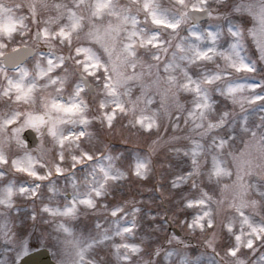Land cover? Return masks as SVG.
<instances>
[{
	"label": "clouds",
	"instance_id": "obj_1",
	"mask_svg": "<svg viewBox=\"0 0 264 264\" xmlns=\"http://www.w3.org/2000/svg\"><path fill=\"white\" fill-rule=\"evenodd\" d=\"M249 5L264 6V0H0V45L6 46L2 49L4 56L13 49L26 54L21 57L19 53L15 65L0 57V150L9 160L30 153L47 165H35L42 176L52 170L47 179L38 180L16 171L10 164H0V200L4 201L0 203L2 264H36L33 253L41 250L49 259L39 260L40 264H86L88 260L96 264H181L185 258L192 264H236L229 255L232 247L239 251L236 260L242 264H264V240L257 239L249 249L246 242L252 237L248 225L227 204L224 209L217 206V200L226 198L224 185L236 181L237 161L251 140L244 131L245 118L258 138L264 134V104L233 105L215 90L223 89L229 82L250 83L247 74L235 71L224 55L232 54L230 45L237 39L229 31L231 25L233 30L238 27L242 32L241 54L258 58L253 56L256 48L249 33L259 20L256 13L248 10ZM72 13L81 19L78 31L69 26ZM170 24L178 26L170 28ZM59 27L71 32L70 44L56 34ZM44 28L49 32L47 39L38 35ZM209 33L216 34L215 42ZM157 43L159 47L155 46ZM126 44L134 45L137 53L123 68L132 79L126 86H117L118 95L112 96L103 87L104 78L112 75L115 81L112 62L128 59ZM177 45H182L183 51ZM78 47L91 52L77 54ZM209 47L215 49L211 58L200 59L196 50ZM89 55L107 66L108 72L101 67L90 69L97 73L90 75L85 70V64L92 63ZM49 58L56 62L54 70L41 77V69L48 71ZM169 64L175 68L177 85L166 93L170 73L165 69ZM260 66L264 68V62ZM185 71L192 81H202L217 72L223 74L221 80L204 85L211 90V110H198L201 97L179 86L186 79ZM141 72L143 80L136 78ZM10 79L24 89L34 85L33 98L17 102L15 91L5 94ZM57 79L59 82L53 84L52 80ZM157 80L159 88L148 87ZM77 89H82L79 95H75ZM243 94L247 95V88ZM52 100L64 105L79 104L83 111L52 110ZM114 101L122 103L124 110H117L109 123L105 113L111 114ZM101 102L104 108L100 107ZM224 112L228 115L224 116ZM27 113L62 120L58 133L83 131L85 135L67 141L61 148L48 134V124L39 132L23 126ZM13 116L15 122L5 124ZM83 116L86 124L81 123ZM221 119L222 124L207 127L210 120ZM16 128H22L19 136L23 145L15 139ZM220 141H224L223 147ZM193 149L198 151L194 153ZM61 151L64 171L57 175L54 165L61 163ZM85 152L92 159H80L73 166L72 157ZM138 164L145 165L139 169V176L135 174ZM217 164L231 175L217 177ZM102 168L113 175L119 169L124 175L109 181L94 210L85 208L79 202L93 186L104 181ZM190 171L195 174L189 176ZM181 176L184 179H178ZM244 183L251 185L249 196L260 201L258 208L247 210L249 218L259 224L264 220V173L253 170L244 177ZM133 184L141 188L140 195L147 192V198L121 202L118 196ZM9 185L14 189L11 197L6 191ZM20 187L28 191L21 193ZM201 199L207 202L197 203ZM117 204L129 209L125 215H131L133 205L140 212L135 231L115 235L112 243L135 245L138 251L121 247L117 252L105 247L103 252L89 249L82 257L80 251L95 235L96 222L111 227L115 220L104 206ZM69 206L79 210L75 215H62ZM207 210L212 212L214 226L206 225L201 230L193 222ZM62 224L69 230L64 231ZM227 224L232 225L230 230ZM238 235L242 236L239 242L235 239Z\"/></svg>",
	"mask_w": 264,
	"mask_h": 264
},
{
	"label": "snow or ice",
	"instance_id": "obj_2",
	"mask_svg": "<svg viewBox=\"0 0 264 264\" xmlns=\"http://www.w3.org/2000/svg\"><path fill=\"white\" fill-rule=\"evenodd\" d=\"M35 8V6H33ZM249 11H253L256 13L259 24L256 28L250 30V36L252 37V40L255 44L256 52L253 53L254 57H258L256 59H249L246 58L244 55L240 52V47L242 43V32L237 27L236 30H233L232 26H229L230 33L236 37L237 39L233 41V43L230 45L232 49V54H224L225 58L229 60L230 66L238 72L246 73L247 79L250 81L249 84L243 85H234L231 82L226 84V86L223 89H215L219 92L220 95L225 96L229 98L233 105H245L249 104L252 106H255L257 103L264 104V95L261 93L264 92V68L260 66L261 62H264V6H254L249 5L247 6ZM159 23V21H157ZM69 26L73 31H78L81 26L82 22L79 17L75 15V13L70 14V24ZM170 28H176L177 24H170L167 25ZM58 36L64 38L71 43V32H68L65 30V27H59L57 33ZM38 35H43L45 39L49 37V32L47 28L40 29L38 31ZM193 35H197L196 33H193ZM209 36L212 38L213 42L216 40V34L209 33ZM156 47H159V43L155 45ZM6 47L4 45H0V57L5 58L9 64L15 65L17 63V60L19 59V49H13V52L9 54L8 56H4V53L2 49ZM178 48H180L181 51H183L182 45H177ZM125 48V56L128 59H120L117 58L112 62V68L113 72L115 74V81L113 82L112 75L105 76L104 85L103 87L106 89L109 95L116 96L118 95L117 86H126L127 82L132 79L126 71L123 70L124 67H126L129 63V60H134L137 56V53L134 51V45L132 44H126L124 46ZM27 51V49H26ZM107 51V49H106ZM197 54L200 59H210L211 53L215 51L214 48L209 47L206 50H200L197 49ZM81 52H91V49H83V48H76V53L79 54ZM109 55L111 56V52H109ZM233 56H235V59H233ZM61 57V61H62ZM155 59H158V57H155ZM88 60L91 61V64H85V70L89 71L90 75L95 76L97 73L96 71H90V69H96L99 70L101 67L104 68L105 73L108 72L107 66L103 65L102 62L96 58L94 55H89ZM56 62L49 58L47 61L48 64V71L45 72L43 69L40 71V76L44 77L51 73L53 69V65ZM62 66V64H61ZM131 67L133 68V72H135L136 65L133 63L131 64ZM176 67H179L178 65ZM166 72H169L170 74L167 77V87L165 89L166 93L170 92L172 90V87L174 85H177V77L175 76V68L172 64H169L166 66L165 69ZM149 74H151V68L149 66ZM26 75V73H25ZM185 81L180 84V87L188 88L194 91L199 97H201L200 102L196 105L198 110H203L204 112H207L212 109L213 105L211 103V97H210V89L207 87H204V85H212L214 81H219L223 78V74L220 72H217L210 76H205L202 81H192L191 78L188 75V72L185 71ZM137 79L143 80L144 73L141 72L136 77ZM57 80H52L53 84L58 83ZM9 88L6 90L5 94H10L12 91H15V100L17 102H27L30 99L33 98L34 95V88L32 87L28 89H24L22 85L19 84V82L15 80H9L8 81ZM160 87V81L157 80L154 83L148 84V87ZM247 88V95H244L243 92ZM82 89H77L75 95H79ZM46 107H49L46 105ZM101 108L105 107V104L101 102L100 104ZM50 108L52 110L56 111H64V112H76L80 111L82 112L83 109L79 104L73 103L71 105H64L62 103H58L56 100L51 101ZM117 110L123 111L124 105L120 103L119 101H114V107L111 111V114L105 113L106 119L109 123H111L112 119L115 117V112ZM19 115V114H16ZM224 116H227L228 113L224 112ZM16 117L13 116L11 120L5 121V124L7 123H14ZM264 119V118H262ZM224 121L221 119L220 121L216 122L214 120H210L207 127L209 129L214 128L217 126V123L222 124ZM63 123L60 119H53L50 115L48 119H45L44 115H35L32 113H27L26 119L24 120V127H31L36 129L38 132L40 131L41 127L48 124V134L55 138L57 140L58 145L63 148L64 144L67 141L73 140V139H79V137L85 135L83 131L76 133L71 132L67 135L58 133V125ZM81 123L86 124L87 118L86 116H83L81 118ZM244 131L248 132L250 134L251 140L247 146V149L244 153L241 154V157L237 161V173H236V181L233 182L231 185L225 184V199L217 200V206L219 209H224L225 204L228 205L229 208L235 209L240 217L243 223L247 224L250 229V236L252 237L246 242V246L251 249L257 239L264 240V220L260 221L259 224H257L254 220L249 218L247 210L249 208L256 209L260 206V201L253 199L249 196V192L251 191V185L244 183V177L246 175H251L252 171L255 170L259 173H264V134L260 135L258 138V133L256 131H250L248 128V120L245 118L244 120ZM150 127V125H149ZM22 131V128H16L14 129L15 133V139L17 143L23 145V141L20 139L19 133ZM224 141H220V146L223 147ZM43 145H41V152L43 153ZM198 151V149H193V152L195 153ZM58 159L61 163H57L54 165V170L57 175L63 174V166L62 162L64 161V153L61 151L58 153ZM80 159H92L91 155L88 152L83 153L82 156H73V166H75V163L79 162ZM109 159H111L109 157ZM37 163H41L40 160L34 158L30 153H26L23 158L18 159H12L9 160L7 157L3 154L2 150H0V164L8 165L10 164L16 171L24 172L26 175L32 176L35 179L38 180H44L47 179L49 176L52 175V170H49L46 175H40V173L36 170L35 165ZM193 164H196V161L193 160ZM41 167L45 168L47 167L46 164L41 163ZM114 167V166H112ZM145 168L144 164H138L136 175H141L139 169ZM101 171L104 173V181L98 185H95L91 188L89 195L80 200V205L84 206L88 209H95L98 206V199L102 198L105 194L106 189L108 188L109 181H114L121 179L124 175V173L120 172L119 169L116 170L117 174L113 175L111 171L106 169H101ZM243 172L244 175H241L240 173ZM194 172H189L188 175L192 176L194 175ZM215 174L217 177L223 176V175H231L230 172H228L226 169L222 168L217 164L215 168ZM178 179H184L183 176L179 177ZM6 191L9 193V196L11 197V193L14 191L13 187L9 185L6 189ZM19 191L21 193L27 192L28 189L24 187H20ZM205 196L208 197L210 200L211 197L208 196L207 193H204ZM14 198V197H13ZM207 201L204 199H201L197 201L199 204H205ZM0 203H4V201L0 200ZM127 203V202H125ZM73 205H76V201L73 200ZM105 208H108V215L109 217H115V220L112 223L111 227H106L99 223V221L96 222L95 225V235L89 238V242L87 244L86 248L81 249L80 255L82 257L87 255V252L89 249H95L99 252H103L105 247H108L109 250L115 249L117 252L121 247L130 248L132 251H138V248L135 245L130 244H113L112 241L114 239L115 235L123 236L125 233L128 232H134L136 228V222L138 219V213L140 212L139 208H136L135 205H133L131 210V215H125L126 212L129 211L126 207H122L121 205H113L109 207L108 205L104 206ZM45 211L56 214L53 212L51 208H45ZM78 207L69 206L66 207L62 215H75L78 211ZM121 217H123V221L121 220ZM207 218V219H206ZM33 219H35V216H33ZM194 225L201 230L207 225V227L211 228L214 226V219L212 218V212L211 210H207L203 213L202 216H198L194 220ZM60 227L64 231H68L69 229L65 225H60ZM226 227L230 230L232 225L227 224ZM114 229V231H113ZM236 241L239 242L242 239V236L238 235L235 237ZM171 254V253H170ZM229 255L233 258L234 261H236V264H242V261H237L236 258L240 256L239 251L235 247H232L229 251ZM122 259L127 260V256L121 257ZM2 264V262H0ZM36 264H40L39 260H36ZM86 264H96V261L94 260H88ZM181 264H192L191 261H189L187 258L181 260Z\"/></svg>",
	"mask_w": 264,
	"mask_h": 264
},
{
	"label": "rangeland",
	"instance_id": "obj_3",
	"mask_svg": "<svg viewBox=\"0 0 264 264\" xmlns=\"http://www.w3.org/2000/svg\"><path fill=\"white\" fill-rule=\"evenodd\" d=\"M148 187H151L152 185H147ZM141 188L138 187L137 185L133 184V185H129L126 186L123 189V193L122 195L118 196V199L121 200V202L124 199H130V198H135V199H146L148 196L147 192H144L143 195H140ZM110 204L112 203L111 201H108Z\"/></svg>",
	"mask_w": 264,
	"mask_h": 264
},
{
	"label": "water",
	"instance_id": "obj_4",
	"mask_svg": "<svg viewBox=\"0 0 264 264\" xmlns=\"http://www.w3.org/2000/svg\"><path fill=\"white\" fill-rule=\"evenodd\" d=\"M24 55H26L25 53H20V56L23 57ZM33 258L36 260H41V259H49L48 254L46 253V251L41 250L39 252L33 253ZM27 259V258H26Z\"/></svg>",
	"mask_w": 264,
	"mask_h": 264
},
{
	"label": "flooded vegetation",
	"instance_id": "obj_5",
	"mask_svg": "<svg viewBox=\"0 0 264 264\" xmlns=\"http://www.w3.org/2000/svg\"><path fill=\"white\" fill-rule=\"evenodd\" d=\"M35 247H38V245H35Z\"/></svg>",
	"mask_w": 264,
	"mask_h": 264
}]
</instances>
